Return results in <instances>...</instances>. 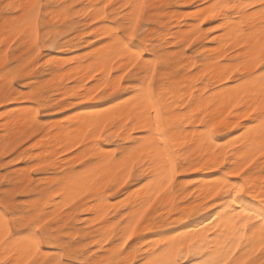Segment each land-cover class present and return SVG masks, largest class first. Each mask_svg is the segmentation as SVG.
Masks as SVG:
<instances>
[{
  "label": "snow or ice",
  "instance_id": "snow-or-ice-1",
  "mask_svg": "<svg viewBox=\"0 0 264 264\" xmlns=\"http://www.w3.org/2000/svg\"><path fill=\"white\" fill-rule=\"evenodd\" d=\"M52 7L44 0H0V25H4L0 44L5 45V55L12 44L21 41L31 47L29 63L35 60L33 67L41 66L37 57L43 48L56 47L47 37L41 43L42 32L46 34L48 30L47 25L41 28V18L47 19ZM59 8L57 21H67L74 14L87 16L93 24L104 22L103 33L99 26L92 29L95 38L107 36L103 47L97 49L100 55H88L104 62L100 71L105 76L111 74L108 65L114 66L118 61L123 65L111 82H104L108 91L103 96L99 95L103 88L94 89L85 93L87 99H104L116 90L128 92L129 99L114 108L72 118L80 132L67 148L83 168L64 171L54 159H58L57 154L51 152L46 154L45 163L36 162L30 169L33 173L53 168L63 172L57 181L61 191L56 195L63 202L58 213L44 212L39 202L24 211L16 199L19 193L0 196V264H264V0H213L199 10L201 21L221 17L217 27L231 42L229 47L239 51L232 59L226 58V51L221 52L224 64L216 68L197 69L214 86L209 89L201 85L203 92H197L193 85L195 95L181 96L183 105L175 104L166 94V88L174 93L163 75L171 61L152 55L154 40L147 36L149 20L164 11L165 5L158 0H99L80 4L79 8L76 4H61ZM83 31L84 35L90 34L86 28ZM230 32H234L235 39ZM58 63L51 57L43 60L44 66ZM209 73L216 76L215 81L209 79ZM96 74V68H91L84 81L94 79ZM20 78L19 67L5 69L0 76V105L29 102L23 113L5 112L3 116L22 115L25 123L39 130L38 135L33 131L29 137H35L29 145L35 149L43 140L51 139L47 135L51 126L44 122L43 115L49 106L50 91L36 88L27 95L19 94L13 85ZM79 91L76 89L71 95L77 96ZM83 98L80 96L77 102ZM181 107L182 115L171 110ZM177 122L198 123V137L192 142L177 137L172 127ZM233 128L239 131L233 138L221 135ZM137 132L141 135H134ZM117 136L119 143L111 144ZM225 139L226 143L219 142ZM20 142L7 145L2 155L15 151ZM73 144L80 149L79 154ZM198 146L208 165L204 170L217 171L206 183V194L194 201L190 198L191 189L185 191L184 182L177 177L182 170H188L183 153ZM64 148L61 143V155ZM23 159L24 155L18 153L17 159L9 163ZM137 182L142 187L107 211L97 208L98 220L124 209L114 222L109 220L111 227L100 239L80 241L64 227L60 213L67 215L65 210L71 211L82 197H91L97 205H103L105 198L119 188ZM70 190H75V194L65 199ZM141 192L145 193L144 198L140 197ZM205 211L210 215L198 226L175 230L151 245L129 244L141 232L167 229L174 222Z\"/></svg>",
  "mask_w": 264,
  "mask_h": 264
},
{
  "label": "rangeland",
  "instance_id": "rangeland-1",
  "mask_svg": "<svg viewBox=\"0 0 264 264\" xmlns=\"http://www.w3.org/2000/svg\"><path fill=\"white\" fill-rule=\"evenodd\" d=\"M196 1H198V0H188V2H185V0H158L159 3L165 5V10L162 12H157L155 15H153L151 17L152 20L151 21L149 20L148 25H147V35L149 34V38L154 40V49H153V53H152L153 56L157 59H163V57H164L163 54L169 53V58H170L171 63H170V65L167 66V67H169L168 71L163 73L165 79L169 81V85H173L172 83L175 80L176 76H180L182 74L184 75V73L187 77H195L196 73L198 72L197 69H199L198 67H196V65H195V67H193V65L190 64V61L193 58L194 59L200 58V57H197V56H200L197 53V49L199 47L198 41L193 39L192 41L187 42V43H183V42L180 43L179 39H177L175 36L176 35L175 32L184 31L187 29V26H185L186 24L183 22V20L185 19L184 20L185 22L191 21L193 23H200V27H201L202 31L206 32L207 34L213 33L214 31H210L211 32L210 33L209 29H215L216 30L218 28L217 25L220 23V21L218 19L213 20V21L209 19V20H206L207 22L198 20L200 18L197 17L198 15H196V10H200L201 8L198 9L197 6L199 5L200 7L201 6L203 7V5L205 6L208 3V1H202V2L198 1V3ZM243 1L246 2L247 0H243ZM44 2L46 4H49V3L52 4L53 7L51 9H49L50 15L47 17V19H45L43 17L41 18V22H40L41 28L43 29L46 25L48 27L46 34L44 32H42L41 43H44L45 37H47V39H50L53 42L60 44L61 47H59V49L55 48V47L43 48V50L40 53V57H37V59L41 60V66L36 67V68L34 67V69H35L34 70L32 64H35L36 61L33 60L31 63H29L30 52H31L30 46L26 47L24 43H21V41H17L16 44L11 45V51H10L11 53L8 51L7 55H5V52H6L5 45L0 44V76L5 74V69L9 66L19 67L21 69V78L18 81H16V83L14 84L15 86L13 85V87L16 89V91L19 94L27 95L28 93H30L31 91H33L36 88H46L47 87L46 89H48L50 91V102H49L48 108L44 110L43 115H44V122L47 125L53 127V128H51V131L47 133V135L51 137V140H49V139L43 140L42 141L43 144L41 143L40 147H38L34 150L33 148L29 147V145L33 142L35 137H32V139H31L32 141L29 139V137L32 136L33 131H36L37 135H38L39 130H34L31 128L30 125L25 123V119L22 115H16L14 117L3 116V113H5V112H13V111L18 112V113L24 112V110L22 111L20 109V106L22 108V106L24 105L23 107L25 109L27 107V105H29L28 101L20 100V101H13L11 103L12 105L11 104L0 105V117H2V118H0V133H1L0 134V196H3L5 194H12V193H20V194L22 193L21 195L20 194L17 195L16 199L21 201L22 208L24 211H27L28 208H30L34 203H36L35 200L41 199V200H38V202L39 203L42 202V203H40L42 210L44 212L51 211V213L55 214V213L59 212V209L57 207L63 206L62 205L63 202L62 203L60 202V201H62L61 197L56 195V192L58 191V188H59L57 181H58L59 177L63 175V172H61L60 169L56 170V168H53L50 170H45L42 172L33 173V172H31L30 169L36 164V162H40V163L46 162L45 150L47 151V148L50 150L52 149L51 152H55L57 154L58 159L56 157H54V159H56V163L63 166L64 171L70 172V170L73 168H83V166L81 164H78L77 160L74 161V158L76 159V157H74L75 155L73 154V151H70L67 148L68 143L70 141L72 142L73 140H75V138H77L78 135L74 134V137L72 138V135L70 134L67 137L70 141L69 140H68V142L61 141L58 143V141H60V140H63V139L65 140V138H62L59 135H57L58 138L56 139L55 132L58 133V131L60 129H68V130L71 129L72 124H71V121H69L70 119L73 118L71 116L75 117L78 113L84 111L85 110L84 108L88 107L87 109L93 108V109H99V110L114 108L115 106H117V104L120 105L123 102L122 100L126 99L129 96V93L123 92L120 90H116L114 92L109 93L108 96L105 97L104 99L88 100L87 97H86V99L84 97L82 102H77L78 98H79V96H78L79 94L77 95L78 97L71 95V92H73V91H71L73 86H77V89H80L79 92L82 91L83 93L85 91L91 92L94 89L103 88V91L99 92V95L103 96L104 92L108 91L107 88L103 87L104 82L105 81L111 82L115 78L116 74L121 72L122 67L120 69H116V67L118 65H121V63L118 61L116 63V65L113 66V70L111 71L113 76L109 79L105 78V75L103 76V73L97 72V74L95 76L97 78H94V79L90 78L86 82L83 83V81L81 80V78H79L78 75H76L74 73H70V72H74L77 70V69L75 70V68H77V66L79 65V62H83L84 64H90L89 60H92V58L89 57L88 54L91 52V50L93 48L100 46L102 44V41L107 39V36L101 35L100 38H95L96 32L92 31V29L97 28L99 26L98 28L103 27V29H102V31H103L104 30V22L103 21H97V23L94 24V26H93V23L91 22V20L88 19L87 16L76 17L73 14V17L71 19H68L67 21H63V20L57 21L56 17L60 16V14H61V9L59 8V6L61 4H76V5L78 4L77 8H79L80 4H84V5H87L90 3L95 4V3H98L99 0H94V1L93 0H91V1L90 0H83V1H81V0H45ZM116 2L120 3V2H123V0H116ZM190 9H192V10L190 11ZM168 14H171V15L168 16ZM179 16L181 17L182 23L178 26V23L175 20ZM85 21H87L88 25L85 23ZM194 21H196V22H194ZM214 21L216 23H214ZM66 28H67V30H66ZM77 28H79L80 31H77ZM85 28L89 30V33H90L89 35H84L83 29H85ZM61 29H62V31H61ZM98 30L101 32V29H98ZM29 31H30V29H29ZM58 31H61L62 33L58 32ZM217 33H221V30ZM3 34H4V25H0V38L3 37ZM173 36H175L174 37L175 39L172 38ZM61 38H63L65 41L61 40ZM21 39L23 40V37ZM166 41H168V42H166ZM193 41H195V42H193ZM189 44H192L193 46L191 45L192 47L189 48L188 47ZM62 45L64 48L62 47ZM157 46H159L158 49H156ZM46 49H49V50H46ZM234 51H232V49H230L229 53L232 54ZM193 52H194V54H193ZM58 56H59V58H58ZM49 57H52L55 60H57V58H58L59 62L64 61V64L62 65V67L59 70L57 69L58 64L55 66H44L43 60H45ZM62 57H64V58L62 59ZM86 57L89 59L88 61H87V59H85ZM176 57H178V58L175 59ZM76 60H78V61H76ZM5 62H7V63H5ZM72 63H73V65H72ZM25 65H26V67H25ZM30 65H32V67ZM180 67H181V69H180ZM36 69H37V71H36ZM178 70H179V72H178ZM65 71H67V72H65ZM133 71H135V70H133ZM23 73H29V74L24 75ZM60 75H62V76L64 75L65 77L63 76L64 77L63 78ZM125 78H126L125 83H127L128 77H125ZM28 80H29V82H27ZM74 80L78 84L74 83L75 82ZM91 80H93L94 82ZM99 80H101L100 83L102 82L101 83L102 85L98 82ZM103 80H105V81H103ZM39 81H41V82H39ZM95 82L99 83L97 85H101V86H94V85H96ZM69 83H71V85ZM93 83H95V84H93ZM90 84H92V85H90ZM194 84H195V86L198 87L202 84V82H200V80H197V82L195 81ZM78 85H80V88ZM81 85H83V86H81ZM93 86H94V88H92ZM135 86L136 85H133V87H135ZM61 87H63L64 90L68 89L69 93H67V94L62 93V91L60 90ZM73 89L76 90V87L75 88L73 87ZM83 89H85V90H83ZM88 89H91V91L90 90L88 91ZM179 91L183 92L184 89L180 88ZM61 96H63L64 98L60 99L59 97H61ZM74 97L77 99H75ZM119 97H121V98H119ZM54 99H56V100H54ZM74 100H77V101H74ZM119 100L122 102H120ZM61 104H63V106H62L63 108L60 107ZM111 104H112V106H111ZM17 106H19V107H17ZM182 111L184 112V108L182 109ZM76 112H78V113H76ZM72 113H74V114L76 113V115H72ZM17 120H19L20 123ZM18 127H19V129H18ZM175 127L176 128H174V129L183 130V128L181 127L180 124H177ZM194 128L195 127H193V126H186L185 131H190ZM115 131L119 132L118 129H116ZM137 133H134V135H137V136L141 135L140 132H137ZM120 134L122 135V133H120ZM221 135H223L227 139H229L230 137L233 138L231 135H233V136L237 135V131H233L228 135H225L224 133ZM184 138H187V137H184ZM227 139L221 140V141L225 142ZM21 140H22V142L19 143V146L16 147L15 151H9L8 155H2V153L4 152L5 147L7 145H15L17 142H19ZM56 140H58V141L56 142ZM65 141H67V140H65ZM52 143H54V144L57 143V144L53 145ZM61 143L65 145L64 153L62 155L60 154V145H59ZM99 143L108 144L109 142L108 141H100ZM112 143L113 144L119 143L118 136L111 141V144ZM69 144H71V143H69ZM55 146H57V147H55ZM81 147H84V145H81ZM185 147H188V146L186 145ZM73 149H74L75 153H77V154L80 153V149L75 148L74 144H73ZM42 151H44V152H42ZM181 151H182V149H181ZM14 152H16V153H14ZM18 153L24 155L25 159L21 160V162H20V160H18V162H16V163H9V161H13V160L17 159ZM36 155H38V156H36ZM27 159H29V160H27ZM189 159L190 158H186L187 163L185 164V168H187L188 170H182L180 173V176L177 177V179L179 181L184 182V184L186 186L185 191L187 189L194 188L195 183H193V181L199 175V173H193L191 170H189ZM85 163H87V161H85ZM216 171L217 170H214L213 172L208 171V174L215 175ZM20 175H22V176H20ZM25 176H26V178H25ZM40 176H41V179H40ZM22 177H24V178H22ZM234 179H239V178H234ZM4 180L6 181L5 185H4ZM29 181H31V182H29ZM140 186L142 187V185L139 182H137L136 184L129 183L127 185H124L122 188H119L114 193V195L105 198V202L108 203L110 206L114 205L119 200H123L125 195H128V192L134 191L133 189L138 190L140 188ZM3 187H5V188H3ZM29 188H33V189L35 188L36 190H43L44 193L42 195H40L39 193H36V194L40 195V196H38V195L36 196L35 192L30 190ZM47 192H51L52 197L48 200L49 204H47V207L45 208V207H43L42 204L46 203L45 193H47ZM73 194H75V192ZM73 194H71V195H73ZM56 198H57V201H55ZM58 198H60V199H58ZM66 198H67V196H65V199ZM190 198L195 201V200H198L200 197L197 196L196 192H191ZM108 201H111L114 203L110 204ZM57 202H59L60 206H58ZM88 204L94 205V204H96V201L94 199H92L91 197H82L80 200L77 201V203L75 205L72 206L71 211L65 210L67 215H65L64 213H60V215L64 219V227L69 232H71L73 235H77V237L80 241L91 243V241L93 239H100L101 237H103L105 235V232L109 229V227H111V225L109 224V220L114 222L116 219V216H118L120 214V212H123L124 209L121 208L119 211H117L115 213V215H113L112 213H108V215L103 220H98L96 218L97 217L96 212L90 211V212L84 213L82 211L85 208V206ZM103 205H102L103 208L105 209V211H107V208L109 206H107L106 204H103ZM79 206H81V207H79ZM83 216H85V217H83ZM86 218L90 219L89 222H87V223H85V221H84ZM84 224H86V225H84ZM176 228H177V225L175 223H173L167 229H152V230L146 231L144 233L141 232L140 235L138 234L136 237H134L133 241H130L129 244L130 245L135 244L136 246L141 245V244L147 245V242L150 241V239L160 238L161 236H163L162 234H164V232H170L172 230H176ZM97 229H99V230H97ZM99 231H101V232H99ZM98 232H99V234H98ZM146 233H148V234H146ZM140 237H141V239H139ZM135 240H137V241H135ZM105 246L107 247V245H105Z\"/></svg>",
  "mask_w": 264,
  "mask_h": 264
},
{
  "label": "bare ground",
  "instance_id": "bare-ground-1",
  "mask_svg": "<svg viewBox=\"0 0 264 264\" xmlns=\"http://www.w3.org/2000/svg\"><path fill=\"white\" fill-rule=\"evenodd\" d=\"M45 1V0H44ZM81 1H83V0H81ZM91 1V0H90ZM94 1V0H93ZM198 1H208V3L207 4H209V3H211V2H213V0H198ZM198 1H196L197 3H198ZM63 2V1H62ZM61 2V3H62ZM185 2H188V0H185ZM232 2H234V3H244V1L243 0H232ZM247 2V1H246ZM81 3V2H80ZM79 3V4H80ZM78 5V4H77ZM170 7V6H169ZM203 7H204V5H203ZM203 7L201 6L200 8L201 9H203ZM192 9H190V11H191ZM192 13V12H191ZM198 13H199V10H196V15H198ZM190 14V13H189ZM158 15V14H157ZM171 14H168V16H170ZM55 16V15H54ZM198 17V16H197ZM170 18V17H169ZM219 20L220 22H221V17H219V16H217L216 18H214V19H210V20ZM233 19H235V16L233 17ZM152 19H150V21H151ZM185 20V19H184ZM183 20V22L186 24L185 26H187V29L186 30H184V31H177V32H175V36H176V38L177 39H179V41H180V43L181 42H183V43H187V42H190V41H192L193 39L194 40H196V41H198V43H199V47H198V49H197V53L200 55V56H197V57H200L199 59H192L191 61H190V64L191 65H196V67H198L200 70H202V71H208L210 68H216V66L217 65H222V64H224V60H222L221 58H220V53L221 52H225L226 51V53H227V55H226V58L227 59H232V58H234L235 57V55H236V52L237 51H239V50H237V49H235V51H234V49H232L231 47H229V44L231 43L230 41H228V40H226L225 38H224V36L222 35V33H223V30L222 29H220V28H217L213 33H211L210 31V33L211 34H207L206 32H203L202 31V29H201V27H200V23H193V22H191V21H187V22H185ZM198 20H201V19H198ZM171 21V20H170ZM175 21H177V23H178V26L182 23L181 22V17L179 16V17H177V19L175 20ZM153 22V21H152ZM169 22V21H168ZM194 22H196V21H194ZM207 22V21H206ZM205 22V23H206ZM57 23V22H56ZM156 23V22H155ZM214 23H216L215 21H214ZM80 24V23H79ZM87 24V23H86ZM212 24V23H211ZM88 25V24H87ZM167 25V24H166ZM184 25V24H183ZM93 26H94V24H93ZM154 26V25H153ZM152 26V27H153ZM157 26V25H156ZM206 26V25H205ZM209 26V25H208ZM57 27V26H56ZM150 27V26H149ZM176 27V26H175ZM157 28V27H156ZM56 29V28H55ZM98 29H101V32L103 33V31H102V29H103V27H100V28H98ZM57 30V29H56ZM221 30V33H217V32H219ZM61 31H62V29H61ZM61 31H58V32H60V33H62ZM65 31V30H64ZM150 31V30H149ZM50 33V32H49ZM95 33V32H94ZM149 33V32H148ZM42 35V34H41ZM229 35H231L232 37H233V39H235V34H234V32H230L229 33ZM82 36V35H81ZM84 36V35H83ZM92 36V35H91ZM148 36V38H149V34L147 35ZM175 36H173L172 38L173 39H175L174 37ZM93 37V36H92ZM213 37H215V39H213ZM86 39V38H85ZM150 39V38H149ZM48 40H50V39H48ZM61 40H64L63 38H61ZM51 42H53L52 40H50ZM60 41V40H59ZM65 41V40H64ZM93 41V40H92ZM178 41V42H179ZM97 42V41H96ZM166 42H168V41H166ZM55 45H56V47L55 48H58L59 49V47H61V45L60 44H58V43H55V42H53ZM63 43V42H62ZM193 44V43H192ZM191 44V45H192ZM193 46V45H192ZM191 46V47H192ZM62 47H63V45H62ZM67 47V46H66ZM103 47V44H101L100 46H98V47H95V48H93L92 50H91V52H97V49L98 48H102ZM158 47L159 46H157V48L156 49H158ZM175 47V46H174ZM64 48V47H63ZM177 48V47H176ZM190 48V47H189ZM196 48V47H195ZM69 49V48H68ZM169 49V48H168ZM230 49H232V51H234L232 54H230L229 53V50ZM46 50H49V49H46ZM191 50V49H190ZM63 51V50H62ZM10 52V51H9ZM59 52V51H58ZM195 52V51H194ZM194 52H193V54H194ZM11 53V52H10ZM46 53V52H45ZM84 54V53H83ZM72 55V54H71ZM99 53L97 52V57H99ZM153 55V54H152ZM163 59H165V58H167L169 61H170V58H169V53H164L163 54ZM55 57V56H54ZM66 57V56H65ZM52 58V57H51ZM58 58H59V56H58ZM57 58V61H59V59ZM64 57H62V59H63ZM178 57H176L175 59H177ZM61 59V60H62ZM66 60V59H65ZM89 59H87V61H88ZM76 61H78V60H76ZM75 61V62H76ZM67 62V61H66ZM64 64V61H60L59 63H58V65H57V69L59 70L61 67H62V65ZM32 65H34V64H32ZM32 65H30L31 67H32ZM72 65H73V63H72ZM55 66V65H54ZM102 67H104V62L103 61H101V60H99V59H96V60H92V62L90 63V64H84L83 62H79V65L77 66V68H75V70L76 71H74V72H70V73H74V74H76V75H78L79 76V78H81V80L83 81V83L85 82L84 81V78H85V76L88 74V72H89V70L91 69V68H96V70H97V72H101L100 71V68H102ZM108 67H109V70H110V75L109 76H105V78H107V79H109V78H111L113 75H112V70H113V65H108ZM121 67H123V65L121 64V65H118L117 67H116V69H120ZM36 68V67H35ZM73 68V67H72ZM169 68V67H168ZM33 69H34V67H33ZM71 69V68H70ZM180 69H181V67H180ZM179 69V70H180ZM35 70V69H34ZM39 70V69H38ZM179 70H178V72H179ZM36 71H37V69H36ZM65 72H67V71H65ZM76 72V73H75ZM101 73H103V72H101ZM66 75V74H65ZM61 77H63L62 75H60ZM103 76H104V73H103ZM65 77V76H64ZM63 77V78H64ZM28 78V77H27ZM56 78V77H55ZM91 78V77H90ZM90 78H88V79H90ZM95 78H97V77H95ZM29 79V78H28ZM126 79V78H125ZM209 79L211 80V81H215L216 80V76L215 75H212V73H209ZM34 80V79H33ZM37 80V79H36ZM102 80V79H101ZM101 80H99L98 82L100 83V81ZM197 80H200V82H202V84L201 85H206L209 89H211L214 85L212 84V83H208L206 80H205V78L204 77H202L201 76V74H200V71H198L197 73H196V75H195V77H187L186 75H185V73H184V75L182 74V75H180V76H176L175 77V80L173 81V85H170L171 86V88L174 90V93L172 92V91H169L168 90V88H166L165 89V92H166V94L170 97V99L175 103V104H184L185 102L184 101H182L181 100V96H184V95H186V94H193V95H195L194 93H192V86L193 85H195L194 83H195V81L197 82ZM35 81V80H34ZM38 81V80H37ZM66 81V80H65ZM75 81V80H74ZM73 81V82H74ZM91 81H93V80H91ZM103 81H105V80H103ZM27 82H29V80L27 81ZM26 82V83H27ZM36 82V81H35ZM39 82H41V81H39ZM63 82V81H62ZM72 82V81H71ZM94 82V81H93ZM64 83V82H63ZM74 83H76V81L74 82ZM80 83V82H79ZM96 83V82H95ZM95 83H93V84H95ZM99 83H96V85H94V86H101L102 84V82L100 83L101 85H97V84H99ZM28 84V83H27ZM36 84V83H35ZM46 84V83H45ZM70 85H71V83H69ZM76 84H78V83H76ZM44 85V84H43ZM48 85V84H47ZM90 85H92V84H90ZM201 85L200 86H195L196 87V91L197 92H203V88L201 87ZM15 86V85H14ZM38 86V85H37ZM79 86V88H80V85H78ZM81 86H83V85H81ZM87 86V85H86ZM94 86L92 87V88H94ZM185 86H186V89H185ZM74 88L76 87V89H77V86H73ZM73 87H72V89H73ZM135 87H137V86H135ZM47 88V87H46ZM45 88V89H46ZM69 88V87H68ZM180 88H182V89H184V91L183 92H181V91H179V89ZM71 89V88H70ZM71 89V91H74V89L72 90ZM82 89V88H81ZM86 89V88H85ZM85 89H83V90H85ZM48 90V89H47ZM60 90L62 91V93H65V94H67V93H69V91H68V89L66 90H64L63 89V87H61L60 88ZM91 91V89H88V91ZM108 90V89H107ZM85 93H87V91H85L84 93L81 91V92H79L77 95L80 97V96H83V97H85V99H86V95H85ZM119 93V92H118ZM117 94V93H116ZM60 95V94H59ZM118 95V94H117ZM77 96V97H78ZM124 96V95H123ZM125 97V96H124ZM73 98V97H72ZM75 98V97H74ZM119 98H121V97H119ZM52 99V98H51ZM75 99H77V98H75ZM123 99V98H122ZM127 99H129V96L126 98V99H124V100H122L123 102L125 101V100H127ZM54 100H56V99H54ZM72 101V100H71ZM74 101H77V100H74ZM120 101V100H119ZM122 101H120V102H122ZM122 102V103H123ZM121 103V104H122ZM64 104V103H63ZM63 104H61V106L60 107H62L63 106ZM12 105V104H11ZM118 105V104H117ZM24 106V105H23ZM22 106V108H21V106H20V109L23 111L24 110V107ZM28 106V105H27ZM107 106V105H106ZM111 106H112V104H111ZM17 107H19V106H17ZM108 107V106H107ZM63 108V107H62ZM65 108V107H64ZM88 108V107H87ZM87 108H84L85 110L84 111H82V112H80V113H78V112H76V113H78L77 115H76V113L74 114V113H72V115H76L75 117H79V116H81L82 114H85V113H89V112H93V111H105V110H108V109H105V110H99V109H87ZM90 108V107H89ZM104 108V107H103ZM3 109V108H2ZM53 109V108H52ZM102 109V108H101ZM182 109H183V107H181V108H172L171 110L172 111H174L177 115H182L184 112L182 111ZM49 110V109H48ZM54 110V109H53ZM20 113V112H19ZM23 113V112H22ZM70 115V114H69ZM22 117V116H21ZM71 117H73L74 118V116H71ZM21 120V119H20ZM17 121H19V120H17ZM69 121H71V124H72V127H71V129H60L59 131H58V133H56L55 132V134H56V139L58 138L57 137V135H59L60 137H62V138H65V140H67V141H65L64 139L63 140H60L59 142H61V141H64V142H68V136L71 134L72 135V138L74 137V134H76V135H79V132H80V129L79 128H77L76 127V121L74 120V119H70ZM19 123H20V121H19ZM177 124H180L179 122H177V123H175V124H173L172 125V127L173 128H176L175 126L177 125ZM181 125V127L183 128V130H178V129H175L176 131H175V135L177 136V137H182V138H184V137H187V139L190 141V142H192V141H194V139L195 138H197L198 137V135H199V132H198V129H199V127H200V125L197 123V124H190V123H184V124H180ZM186 126H193V127H195L194 129H192V130H190V131H185V128H186ZM51 128H53V127H51ZM18 129H19V127H18ZM54 131V130H53ZM233 131H237V135L239 134V131H238V129H236V128H233V129H230L229 130V133H224L225 135H228V134H230L231 132H233ZM1 134V133H0ZM53 134V133H52ZM138 134V133H137ZM223 136V135H222ZM230 136V135H229ZM232 137H233V135H231ZM76 137V136H75ZM231 138V137H230ZM229 138V139H230ZM71 139V138H70ZM76 139V138H75ZM49 140H51V139H49ZM32 141V140H31ZM58 140H56V142H57ZM70 141V140H69ZM117 142V141H116ZM220 142V141H219ZM227 142V140L225 141V142H223V141H221V143H226ZM69 143H72L71 141L69 142ZM68 143V144H69ZM43 144V143H42ZM51 144V143H50ZM53 145H56V144H54V143H52ZM113 144V143H112ZM116 144V143H115ZM60 145V144H59ZM52 146V145H51ZM55 147H57V146H55ZM36 149V148H35ZM34 149V150H35ZM65 149V148H64ZM42 150V149H41ZM40 150V151H41ZM49 150V151H48ZM52 150V149H51ZM51 150L50 149H48L47 148V151L45 150V152H46V154L49 152H51ZM54 151V150H53ZM59 151V150H58ZM37 152V151H36ZM42 152H44V151H42ZM14 153H16V152H14ZM40 155V154H39ZM183 155H184V157L185 158H190L189 159V170H191L193 173H199V175L197 176V178H195V180L193 181V183H195V186H194V188H192L191 189V192H196L197 193V196H199V197H202V196H204L205 194H206V192H207V188H206V183L208 182V181H210L213 177H214V175L213 174H208V171H205L204 169L205 168H207L208 167V165L207 164H205L204 163V161H203V159H202V153L199 151V146L196 148V149H190V151L189 152H184L183 153ZM36 156H38V155H36ZM74 157H76V156H74ZM46 158V157H45ZM67 158V157H66ZM41 159V158H40ZM44 159V158H43ZM27 160H29V159H27ZM46 160V159H45ZM76 159L74 158V161H75ZM20 162H21V160H20ZM25 162V161H24ZM33 162V161H32ZM66 163V162H65ZM64 163V164H65ZM68 163V162H67ZM32 164V163H31ZM30 164V165H31ZM76 164V163H75ZM79 164V163H78ZM33 165V164H32ZM74 165V164H73ZM68 166V165H67ZM81 166V165H80ZM83 166V165H82ZM56 170H57V168H56ZM214 170H216V169H213V170H210V171H214ZM20 176H22V175H20ZM27 176V175H26ZM26 176H25V178H26ZM180 176V175H179ZM22 178H24V177H22ZM181 178V177H180ZM40 179H41V176H40ZM194 179V178H193ZM5 180H4V185H5ZM141 187V186H140ZM3 188H5V187H3ZM30 190H32V191H34L35 192V194L36 193H39L40 195H42L43 193H44V191L43 190H36L35 188L33 189V188H29ZM126 189V188H125ZM133 189V188H132ZM127 190V189H126ZM133 190H135V189H133ZM58 191H61V188L59 187L58 188ZM131 191V190H130ZM22 192V191H21ZM75 192V190H70L69 191V193H67L66 194V196L67 195H71V194H73ZM122 193V192H121ZM20 194V193H19ZM22 194V193H21ZM20 194V195H21ZM128 194H130V192H128ZM38 194H36V196H37ZM40 195H38V196H40ZM74 195V194H73ZM140 197L141 198H144V195H145V193L144 192H141L140 193ZM52 197V193L51 192H47V193H45V198H46V203L47 204H49V198H51ZM39 198V197H38ZM107 198V197H106ZM37 199V198H36ZM58 199H60V198H58ZM38 200H41V199H37V200H35V202H38ZM55 201H57V198L55 199ZM116 201V200H115ZM61 203H62V201H60ZM110 204H113L114 202H111V201H108ZM40 203H42V202H40ZM57 204H58V206H60L59 205V202H57ZM105 204L107 205V206H110L108 203H106L105 202ZM41 205V204H40ZM43 205V204H42ZM62 205H63V203H62ZM102 205H97V204H94V205H86L85 206V208H91L92 209V211H94V212H96V214H97V208H100ZM104 206V205H103ZM102 206V207H103ZM57 207V206H56ZM62 207V206H61ZM79 207H81V206H79ZM58 209L60 208V207H57ZM77 208V207H76ZM49 210V209H48ZM54 210V209H53ZM47 211V210H46ZM84 213H87V212H90V211H84V209L82 210ZM48 212V211H47ZM54 212V211H53ZM119 214V213H118ZM89 215V214H88ZM210 215V213L208 212V211H205V212H203V213H201L199 216H192V217H190L189 219H187V220H182V221H180V222H174L176 225H177V228H176V230H185V226H187V227H193V226H198V223L201 221V220H204L205 222H206V218L208 217ZM91 216V215H90ZM83 217H85V216H83ZM82 218V217H81ZM97 218V217H96ZM83 219V218H82ZM89 220L90 219H88V218H86L84 221H85V223H87V222H89ZM73 223V222H72ZM77 223V222H76ZM84 225H86V224H84ZM110 228V227H109ZM102 229V228H101ZM94 230V229H93ZM97 230H99V229H97ZM96 230V231H97ZM175 230H172V231H170V232H164V234H162L163 236H161L160 238H153V239H150V241H148L147 242V245H151L154 241H156V240H158V239H161V238H165L167 235H169V234H172L173 232H174ZM99 232H101V231H99ZM99 232H98V234H99ZM144 233V232H143ZM155 233V232H154ZM83 234V233H82ZM146 234H148V233H146ZM140 235V234H139ZM143 235V234H142ZM81 236V235H80ZM144 236V235H143ZM136 237V236H135ZM139 239H141V237L139 238ZM135 241H137V240H135ZM134 241V242H135ZM140 245H137V247H139ZM106 247V246H105Z\"/></svg>",
  "mask_w": 264,
  "mask_h": 264
}]
</instances>
